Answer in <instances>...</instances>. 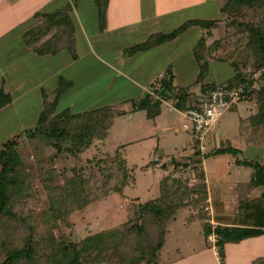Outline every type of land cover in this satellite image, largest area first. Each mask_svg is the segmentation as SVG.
<instances>
[{"label": "trees", "instance_id": "1", "mask_svg": "<svg viewBox=\"0 0 264 264\" xmlns=\"http://www.w3.org/2000/svg\"><path fill=\"white\" fill-rule=\"evenodd\" d=\"M110 0H97L100 19L106 26L107 9ZM221 13L225 16L226 31L235 28L241 34L236 41H243L244 50L229 48L235 34L213 39L215 29L220 28V18H192L169 32L152 34L146 41L126 50L128 54L148 51L161 44L177 39L192 26H199L204 33L194 48V55L199 63L200 72L194 85L189 88L174 90L171 79H164L160 88L166 99H177V107L185 111L189 107L187 101L189 91L201 85L206 98L218 84L233 88L237 83L244 85L240 92V100L256 102V113L251 116V123L264 129V0H219ZM45 20L32 28V34L26 44L38 55L56 54L62 50L78 58L75 49L74 24L67 17L58 14H44ZM43 16L38 13L36 17ZM52 31L48 39L43 41ZM245 38V39H244ZM213 39V41H211ZM254 59V66L249 65ZM227 62L234 68V76L220 83H206L211 61ZM69 86V82L61 79L56 90V98ZM13 97L1 90L0 112L8 106ZM57 100L47 98L40 113L37 124L27 128L23 133L15 135L0 146V264H105L116 260L118 264H161L160 252L166 243L169 224L175 219L176 210L190 199L195 206L203 207L208 199L205 171L201 168L198 174L200 182L190 186L180 180L166 176L161 182V195L145 200L137 205L135 216L124 223L121 228L100 231L87 235L80 242H72L55 233L60 222L76 210L84 209L90 203L87 181L82 168L73 166L64 185H55L53 178L46 177L41 169V176L49 194V209L42 216L44 229L39 231V223L33 216L25 215L17 210L25 204L33 189L34 176L31 169L34 164L21 151L20 139L26 137L34 146H50L56 153L50 159L56 161L60 155L79 158L91 148L95 139H105L111 123V114L101 111L72 113L69 110L57 111ZM161 100L151 101L150 96L142 101L140 108L146 110L149 119L160 114ZM22 134V135H21ZM24 135V136H23ZM36 144V145H35ZM238 149L223 147L216 154L237 153ZM198 153V152H197ZM120 150L116 156L121 173V185L116 187L122 192L130 184L132 174L127 161ZM202 159L209 155H201ZM29 157V158H28ZM199 162L200 159L195 160ZM101 163V162H98ZM159 161H151L157 165ZM238 164L254 168V180L251 186L264 185V163L249 160L237 161ZM187 164V163H185ZM180 162L175 163L177 168ZM187 166V165H186ZM165 165H162L164 168ZM52 172V171H51ZM46 178L49 180L47 181ZM197 195V197H195ZM192 197V198H191ZM217 206V204H216ZM218 207V206H217ZM205 220V214L200 215ZM221 217L216 216L219 220ZM224 220L223 218H221ZM206 238L211 234L217 236L216 244L223 256V248L227 242L258 236L262 229L247 227H231L217 225L213 227L204 222ZM22 229L25 231L22 232Z\"/></svg>", "mask_w": 264, "mask_h": 264}, {"label": "rangeland", "instance_id": "2", "mask_svg": "<svg viewBox=\"0 0 264 264\" xmlns=\"http://www.w3.org/2000/svg\"><path fill=\"white\" fill-rule=\"evenodd\" d=\"M42 1L43 0H41V3L34 5L37 6V9H39L40 5H43V7H40L41 11L39 12L43 14V16L36 17L35 15L33 18L32 13L29 12L27 15V22H29L28 26L24 29L22 28V30L28 31L34 28L37 23L39 24L45 20L46 15L44 14L47 12H54L58 6H61L66 1L69 3L71 2V0ZM150 1L152 2L154 0ZM186 1L188 0H165L166 3L164 4V8L166 10L170 7L172 2L173 5L180 6V8L177 10L175 8L173 10L171 9L173 12L172 20L162 17L158 19L157 23L160 25L169 24L168 27H166L167 31H172L188 19L220 18L222 23L220 24V28L215 29V36L213 39L223 38L228 34H235L231 43H229L230 50L233 51L234 48H239V50L242 51L244 50L243 41H236L238 38H241V34H236L235 28H230L229 32L226 31V19L221 13V2L219 3V0H189L194 2L197 6L191 9L185 4ZM73 2L79 3L78 11L80 18L84 22L87 30L93 32L98 29L99 22L97 17H95L97 10V6L94 5L95 0H73ZM132 5L135 7L134 4ZM128 7L130 9V5H128L127 8ZM139 7L146 16H150V18L156 17V13H154L155 10L152 11L154 8L153 5L150 7L145 5ZM158 7L162 8L161 5L157 6V8ZM137 8L135 7L136 10ZM65 9L66 7L62 10L64 11ZM133 13L136 15L135 10H133ZM55 14L56 13H54V15ZM72 18L75 23H78L76 20L77 17L74 16ZM76 27L77 26H74V28ZM149 29L150 27H147V30ZM199 30H202L199 26L191 27L187 32L179 36L177 42L168 46L169 53L171 51L175 53L174 55L180 52L184 54L182 61L186 62L189 67H191V71L188 73L187 77L188 80L192 78L194 68L197 66H195V60L192 58V54H189V51L194 41L195 31L198 32ZM31 35L32 34L28 31L26 37ZM12 38L14 39L15 37ZM143 38L141 34L136 37L138 42ZM213 39H211V41H213ZM14 46L16 47V45ZM14 46L4 52L0 51V64L8 65L7 68L0 67V86L6 88V85H2L4 82H6V84L12 83L11 85L13 86L17 83L16 86L19 88L21 85L25 86L17 91L16 97H13L15 99L14 104H12V106L9 105L3 114L2 112L0 113L2 114L0 115V146L7 140L12 139L15 135L23 133L27 127L37 124V114L38 110L41 108L40 100L37 96L34 98L23 97V90L35 86L41 79L43 73L55 71L56 67L59 65L58 60H60L54 58H49L46 61L45 59L39 60L30 52H28V55H24V50L16 49ZM157 53L162 52L157 50ZM214 61L220 64H228L231 69L223 68V70L218 73L215 71V68H213L210 74L212 79L223 82L224 80L226 81L227 77L232 75V71L235 74L231 64L218 60ZM30 64L34 68L28 72L26 69L30 67ZM249 65L254 66L253 58L250 59ZM53 81L54 79L49 81L50 87H52ZM108 81V79H104L101 82H97L95 86L97 88L103 86V97L113 96V88L109 91H106L104 88L105 83ZM111 86L112 85H110V87ZM93 89L77 97L82 104L80 108L97 106L100 100L98 95L99 90L92 91ZM255 106L256 102L252 100L234 103L232 106L234 108L230 107L232 109H227L222 115V119L217 126L218 132L224 136L227 134L226 136H228L230 140L241 139L242 132L245 133L250 131L245 119H247L253 111H256ZM172 116V119H175L176 123H178L180 115L175 112ZM136 120H130L129 115L120 117V120L115 122L112 120L107 130L108 137L102 140L95 139L88 152L81 154L79 158L70 157L67 154L60 155L54 162L50 160L56 153L54 149L47 145L40 147L34 146L30 142L28 143V140L23 135L24 137L20 139V149L25 156L30 155V158H28L34 164V168L31 169L34 182L32 192L26 199L25 204L18 206L17 210L23 213L25 217L32 215L33 220L39 223V231H42L44 229L42 216L48 211L50 202L48 190L45 188L44 180L40 175L41 169L45 171L46 177L49 176L53 178L55 185H64L67 176L70 175L66 169H70L73 166L78 167V169L82 168V171H84L83 176L87 181V189L91 199L90 203L84 209L72 212L60 222L59 227L55 231L58 237L65 238L72 242H80L87 235L121 228L124 223L130 221L135 216L137 205L140 202L157 198L161 195V182L166 176L178 179L182 184L187 182H189L190 186L198 184L200 182L198 171H200L201 168L204 169L203 161H206V159L203 160L201 156L194 151L193 137L191 138L188 132L186 133L181 129H171L169 127L170 125H167V128L152 129L150 125L151 120L149 121L145 116L142 120ZM162 121L168 124L169 118ZM136 130L139 132L136 133ZM230 140L227 146L232 144ZM209 141L210 140L207 139V148H209L210 152L213 146ZM123 144L126 146L122 147ZM119 150L120 157L122 156L126 159L127 166L130 169L132 177H134L122 192H117L115 190L116 187L121 185V173L119 171L118 160L116 161ZM210 154L211 158L208 160V165L210 164L209 169L211 168V170V166H214L218 159L221 161L219 162L220 164H224L229 159L230 161L233 160L236 162L251 159L249 154L242 153V150H238L237 153H226V155L221 156V158L228 157V160H220V158L214 157L212 151ZM201 155H207V152ZM197 159H200V161L196 162L195 160ZM151 161H159L160 166L151 164ZM176 161L181 163L177 168L175 167ZM162 165H165V167L162 168ZM240 168L243 170V174L248 176V178L244 180L250 181L253 178L251 177V172L254 173V168L244 165ZM48 178H46L47 181L49 180ZM251 181H253V179ZM195 197H197V195ZM203 213L206 217L205 220L200 219V215ZM175 216V219L169 224L166 236L167 240L160 252L159 261H161V264H181L182 261L179 258L182 254L188 256L192 253L198 254L201 249L208 248L209 244L207 245V241L215 242L211 244L219 252V247L216 244L217 237L212 235L213 237L209 236V238H206L204 235V222L207 221L210 224L212 220L216 219L213 202L207 199L205 206L201 209L195 206L190 199H187L186 203L176 210ZM211 224L214 225V223ZM24 231L25 230L22 229V232ZM197 254L195 256H198ZM206 260L208 264L212 263L208 257ZM105 264H118V262L113 260Z\"/></svg>", "mask_w": 264, "mask_h": 264}, {"label": "crops", "instance_id": "3", "mask_svg": "<svg viewBox=\"0 0 264 264\" xmlns=\"http://www.w3.org/2000/svg\"><path fill=\"white\" fill-rule=\"evenodd\" d=\"M37 3H41V0H0V51L4 52L16 45V47L14 46L16 49L24 50V55H28V52H30L39 60L45 59L46 61L49 58L60 59L58 60L59 65L56 67L55 71L43 73L41 79L35 86L23 90V97L34 98L37 96L40 100L41 108L38 110L39 116L43 110L46 98L50 102L57 100L55 99V92L63 78L69 82V86L58 97L56 106L58 112L69 110L77 114L103 110L111 114V122L112 120H114V122L118 121L120 117H125L126 115H129L130 120L133 121L136 119L142 120L145 116L146 119L149 121L151 120L150 125L152 129L167 128L166 126L170 125L169 127L171 129H181L186 133L188 132L189 136L192 138V122L186 117L184 111L177 107V99H174V97L170 99L164 98L160 92V88L164 79L172 80L174 90L186 89L195 84L200 68L194 55V48L204 33L202 31L203 29L200 27L202 30L198 32L195 31L194 41L190 46L189 54H192L191 56L195 60L194 64L195 66L197 65L194 68V74L190 80H188L187 77L188 73L191 71V67H189L186 62L182 61L184 54L180 51V53L176 55L171 51L170 53L168 52V46L177 42L179 37L148 51H141L136 54L126 53L127 49L146 41L154 33L169 32L166 28L169 24L160 25L157 23L158 19L166 17L165 19L172 20V10L174 8L177 10L180 6L173 5L172 2L170 7L166 10L164 8V4L166 3L165 0H154L152 2L150 0H110L107 9L106 26L103 27L100 19V9L97 0H95L94 5L97 6L95 17H97L99 27L93 32H90L80 18L78 11L79 3H74L73 0H71L70 3L66 1L61 6H58L55 11L53 10L54 12H47V14H58L57 21H59L60 16H64V19L68 17L73 24L75 22L72 17H77L76 20L78 23L74 24V26H77L74 32V39L78 58L74 59L67 50H62L56 54L38 55V53L26 44V39L28 38L26 34H28V31L31 29L25 31L22 30V28L24 29L28 26L29 22H27V15L29 12L32 13V17L34 18L35 15L41 11L40 7H43V5H40L39 9H37V6L34 5ZM132 4H134L136 8L138 7L137 10ZM185 4H187L189 9L197 7L194 2L189 0L186 1ZM128 5H130V9L129 7L127 8ZM144 5L148 7L153 5L155 9L153 8L152 11L155 10V18H150V16L144 14L143 10L139 7H143ZM159 5H161L162 8H157ZM64 7H66V11L64 10L65 12L62 10ZM133 10L136 11V15L133 13ZM147 27H150V29L147 30ZM53 33H55V31L49 33L48 37L43 41L48 39ZM140 34L144 38L138 42L136 37ZM12 37H15V41ZM157 50L162 53H157ZM0 67L7 68L8 65L0 64ZM33 68L34 67L30 64V67L26 70L30 72ZM213 68H215L216 72L220 73L223 68L230 67L225 63L220 64L211 61L206 83L221 82L211 78L210 74ZM233 76L234 73L232 71V75L227 77L226 80ZM53 79L52 87H50L49 81ZM104 79L109 80L104 85L105 90L109 91L113 88L112 97H103V86L101 88L95 87L97 82H101ZM11 84H6V82H4L2 85H6V88L0 86V92L3 90L11 94L12 97H16L17 91L25 86L21 85L19 88L16 86L17 83L15 84L16 87ZM110 85L112 86L110 87ZM90 89H93L92 91L99 90L98 95L100 100L97 103L98 107L94 105L87 108H80L82 104L77 97H80L82 93L88 92ZM153 89L157 95L163 96L162 99L152 96ZM188 93V107L196 106L206 99L205 94L202 92L201 85L195 86ZM148 95L151 101H162L160 114L154 119H149L146 110L140 108L142 101L145 100ZM14 101L15 99L13 98L9 105L12 106ZM8 106L1 111L2 114ZM232 106L233 104L230 107ZM230 107L228 110L234 108ZM175 112L180 115L178 123H176L175 119H172V115L175 114ZM255 113L256 111H253V113L245 119L250 131L245 133L242 132L241 139L239 140H230L228 136H226V133H224L226 134L224 136L218 132L217 126L222 119L221 116L215 126V130L210 133L207 138L210 140L209 143L213 146L211 151L214 157H218L220 160H228V157H225L227 159L221 158L222 155L226 154H216L215 151L223 147H232L242 150V153L249 154V157H251L249 161L264 163V129L254 126L250 121L251 116ZM38 114L37 117L39 118ZM168 118V124L162 121ZM34 125L35 124L32 126ZM137 132L139 131L136 130V133ZM229 140L232 142V144H230L232 146H227ZM124 146L126 145L123 144L122 147ZM206 152L209 156L204 158L206 161L203 159V170L205 171L208 188V201L213 202L215 216L224 219L222 220L220 218L219 220H213L215 224L264 230V185L251 186V180H254V173L251 172V177H253L250 180L251 182L244 180L248 178V176H245L243 170L240 168L243 165L233 160L230 161V159L224 164H220L219 162L221 161L218 159L215 165L211 166L212 170L211 168L209 169L210 164L208 165V160L211 158L209 148H207ZM157 165L160 166L159 163ZM206 243L210 246L208 245V248L201 249L198 254L192 253L190 256L182 254L179 258L182 261L181 264H208L206 260L207 257L212 262L209 264H264V232L258 236L247 238L239 242H227L223 248L222 257L212 245L215 242L207 241ZM196 254L198 256H195Z\"/></svg>", "mask_w": 264, "mask_h": 264}, {"label": "built area", "instance_id": "4", "mask_svg": "<svg viewBox=\"0 0 264 264\" xmlns=\"http://www.w3.org/2000/svg\"><path fill=\"white\" fill-rule=\"evenodd\" d=\"M243 88L244 85L241 83H237L231 89L218 84L200 104L189 107L184 111L186 117L192 122L193 149L196 153H206L208 135L215 130L219 118L225 111L240 100V92ZM152 96L158 99L163 97L157 95L154 89L152 90ZM211 223H214V225ZM211 223L213 227L217 226L213 220ZM212 235L217 237L214 233L210 236L213 237Z\"/></svg>", "mask_w": 264, "mask_h": 264}, {"label": "water", "instance_id": "5", "mask_svg": "<svg viewBox=\"0 0 264 264\" xmlns=\"http://www.w3.org/2000/svg\"><path fill=\"white\" fill-rule=\"evenodd\" d=\"M65 11H66V10H65ZM65 11H64V12H65Z\"/></svg>", "mask_w": 264, "mask_h": 264}]
</instances>
